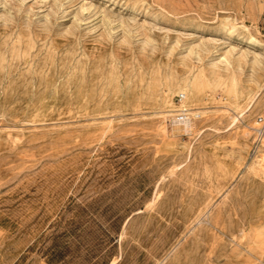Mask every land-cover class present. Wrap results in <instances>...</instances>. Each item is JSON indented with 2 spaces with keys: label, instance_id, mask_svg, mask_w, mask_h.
<instances>
[{
  "label": "rangeland",
  "instance_id": "obj_1",
  "mask_svg": "<svg viewBox=\"0 0 264 264\" xmlns=\"http://www.w3.org/2000/svg\"><path fill=\"white\" fill-rule=\"evenodd\" d=\"M258 114L264 0H0V264H264Z\"/></svg>",
  "mask_w": 264,
  "mask_h": 264
},
{
  "label": "bare ground",
  "instance_id": "obj_2",
  "mask_svg": "<svg viewBox=\"0 0 264 264\" xmlns=\"http://www.w3.org/2000/svg\"><path fill=\"white\" fill-rule=\"evenodd\" d=\"M190 86H191V82H188L187 85H186V87H182L180 90H182V92H184L186 90V88H189ZM182 105L185 106L184 108H189V107L186 106V104L183 102V100H182ZM193 110L194 111H191L190 112V109H189V112H188L189 113V118L188 119H185V120H182V121L177 119V121H176V120H174L175 117H173L174 119H171L170 118L169 123L172 122V125L174 127V130H180L181 129L180 128L181 126L184 129H186L187 131L188 130H191L193 128V115L194 114H197L198 112H201V110H199V108H194ZM237 119H238V117H234L233 118V121H236ZM255 136H256V133H255ZM255 136H254V138H255ZM261 139H262V141H264V137H262ZM263 146H264V144H263ZM260 152H261V150L259 149V150H257V152L250 153V155L251 156H257L258 154H260ZM260 161H261V159H260ZM245 168H246V170L253 171V172H255L256 174H258L260 176L261 175L262 176L264 175V162H262V163H259L258 162L257 163L256 160L254 159V157L249 162L246 163Z\"/></svg>",
  "mask_w": 264,
  "mask_h": 264
},
{
  "label": "built area",
  "instance_id": "obj_3",
  "mask_svg": "<svg viewBox=\"0 0 264 264\" xmlns=\"http://www.w3.org/2000/svg\"><path fill=\"white\" fill-rule=\"evenodd\" d=\"M183 96V95H182ZM185 106L182 105V111L179 114L178 120H185L189 118V110L188 108H184ZM256 125L253 126V130L256 133L255 136V146L261 141V138L264 136V116L262 114H258L256 116ZM262 135V136H261ZM261 136V137H260Z\"/></svg>",
  "mask_w": 264,
  "mask_h": 264
}]
</instances>
